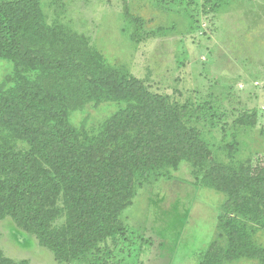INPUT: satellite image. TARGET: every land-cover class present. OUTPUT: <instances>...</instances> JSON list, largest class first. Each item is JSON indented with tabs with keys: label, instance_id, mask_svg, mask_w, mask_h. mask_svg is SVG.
Here are the masks:
<instances>
[{
	"label": "trees",
	"instance_id": "trees-1",
	"mask_svg": "<svg viewBox=\"0 0 264 264\" xmlns=\"http://www.w3.org/2000/svg\"><path fill=\"white\" fill-rule=\"evenodd\" d=\"M83 49L81 36L46 21L37 0L0 4V59L15 67V86L0 89V122L8 131L0 138V221L11 217L60 261L100 252L108 240L133 243L131 233L136 243L146 242L121 217L136 186L152 175L158 181L160 170L177 169L182 160L205 168L211 155L190 125L200 106L155 93L128 72L91 64ZM92 100L117 109L90 129L74 126L72 109ZM203 179L227 194L226 212H243L250 221L222 216L220 236L228 246L213 243L207 255L264 264V247L252 240L264 228V151L237 167L213 163ZM0 264L30 261L0 250Z\"/></svg>",
	"mask_w": 264,
	"mask_h": 264
},
{
	"label": "rangeland",
	"instance_id": "rangeland-1",
	"mask_svg": "<svg viewBox=\"0 0 264 264\" xmlns=\"http://www.w3.org/2000/svg\"><path fill=\"white\" fill-rule=\"evenodd\" d=\"M4 1L10 0L0 4ZM37 1L50 25L81 36L89 63L128 72L155 93L200 106L190 125L211 155L205 168L182 160L177 169L160 170L158 181L152 175L136 186L134 202L121 217L153 238L152 246L148 238L136 243L131 233L133 243L130 237L118 245L108 240L100 252L60 261L7 217L0 221L2 253L30 264H262L247 257L218 262V254L207 255L213 243L228 246L220 236L222 216L246 222L248 215L226 212L227 194L206 187L203 178L213 163L237 167L264 151V0ZM14 68L0 59V89L15 86ZM116 109L113 103L87 101L72 109L70 120L90 129ZM6 133L0 122V138ZM252 240L263 248L264 228Z\"/></svg>",
	"mask_w": 264,
	"mask_h": 264
}]
</instances>
